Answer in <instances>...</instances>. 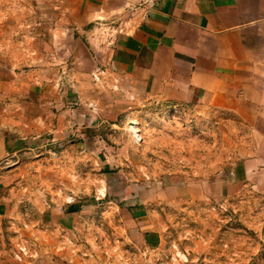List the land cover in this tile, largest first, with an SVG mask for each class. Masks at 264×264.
I'll return each instance as SVG.
<instances>
[{"label": "rangeland", "instance_id": "obj_1", "mask_svg": "<svg viewBox=\"0 0 264 264\" xmlns=\"http://www.w3.org/2000/svg\"><path fill=\"white\" fill-rule=\"evenodd\" d=\"M112 27L82 26L54 0H0V79L40 95L10 105L14 123L38 119L42 132L0 161V251L53 249L54 202L72 199L89 221L143 219L162 236L163 264H264V182L243 180L246 123L153 100L103 67ZM91 231L74 236L99 257Z\"/></svg>", "mask_w": 264, "mask_h": 264}, {"label": "crops", "instance_id": "obj_2", "mask_svg": "<svg viewBox=\"0 0 264 264\" xmlns=\"http://www.w3.org/2000/svg\"><path fill=\"white\" fill-rule=\"evenodd\" d=\"M54 2L76 15L82 26L100 25L110 31L109 24L116 22L115 41L101 47L107 53L101 65L149 92L148 98L242 118L253 134V153L243 162V180L259 175L264 182V0ZM30 86L27 82L26 88L13 92L0 79V161L42 133L32 126L38 119L23 121V128L14 123V117L21 115L11 108L12 101L40 97L31 96ZM54 203L59 239H54L53 249L40 244L26 256L0 251V264L156 263L162 236L148 229L143 219L124 222L114 210L113 219L94 222L89 221L86 204L72 199ZM100 212L104 217L111 211L102 202ZM86 229L98 231H91L86 241L99 257L74 236Z\"/></svg>", "mask_w": 264, "mask_h": 264}, {"label": "built area", "instance_id": "obj_3", "mask_svg": "<svg viewBox=\"0 0 264 264\" xmlns=\"http://www.w3.org/2000/svg\"><path fill=\"white\" fill-rule=\"evenodd\" d=\"M93 78H95V79L98 80V77L97 76H94L93 75ZM17 248H18L17 251H18L19 254H21L23 256H26L28 254L27 248L23 244H19L17 246ZM177 255L180 256V254H177ZM180 258H181V256H180ZM170 260L173 261V262L175 261V259L173 257ZM163 262H164L163 257L158 253V259H157V261H156L155 264H163ZM176 264H178V263H176Z\"/></svg>", "mask_w": 264, "mask_h": 264}, {"label": "bare ground", "instance_id": "obj_4", "mask_svg": "<svg viewBox=\"0 0 264 264\" xmlns=\"http://www.w3.org/2000/svg\"><path fill=\"white\" fill-rule=\"evenodd\" d=\"M136 125V124H135Z\"/></svg>", "mask_w": 264, "mask_h": 264}]
</instances>
